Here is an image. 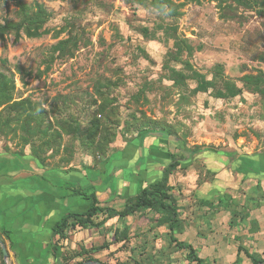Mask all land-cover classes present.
<instances>
[{"label": "rangeland", "instance_id": "obj_1", "mask_svg": "<svg viewBox=\"0 0 264 264\" xmlns=\"http://www.w3.org/2000/svg\"><path fill=\"white\" fill-rule=\"evenodd\" d=\"M171 1L178 13L174 20L150 7L137 6L134 0H0V24L18 20L19 3L37 4L50 16L44 27L47 34L39 39L22 36L14 43L12 36H6L0 40V73L13 81L14 99L30 98L39 102L53 126L64 121L67 132L69 126L83 131L94 110L91 101L100 103L93 91L95 83L98 79H108L118 84L109 96L116 100L121 122L117 138L105 157H93L79 137L70 136L62 137L60 149H54L57 153L46 149L41 156L44 163L32 156L29 145L20 142V133L14 138L0 135V148L17 153L29 148L30 157L40 165L55 160L61 167L69 168L73 164L94 173L109 159L104 173L115 175L116 172L117 183L120 179L124 184L126 179L136 185L143 178L149 185L159 179L168 160L162 156V167L161 164L159 168L148 166L147 161L158 156L161 150L155 148L153 155L148 156L149 139L146 148L141 149L138 133L131 129L123 138L121 132L123 123L130 117L140 118L144 114L149 122L177 132L179 152L172 146L167 148L175 156L195 148L235 153L233 159H227L201 152L173 174L170 185L177 199L179 224L172 232L167 226L157 227L154 221L159 216L151 212L122 222L113 219V229L129 230L128 243L111 245L108 251L93 254L92 258L103 264H194L187 258L188 251L170 244L173 238L191 246L204 264H233L237 259L238 264H251L243 252L238 254V248L264 262V253L257 252L254 244L249 243L251 232L248 230L255 223L250 216L264 208V177L241 174L235 166L237 160L246 157L261 162L262 166L264 161V98L248 92L241 81L244 76L264 74V17L234 8L229 0H223L226 6H232L226 11V17L215 1L201 0L199 4ZM172 23L177 28L176 37L186 41L192 52L188 55L185 50L181 60L187 61L193 71L208 81L216 75V78H225L242 91L240 95L229 97L219 81L214 90L197 92L191 81L178 85L176 78H168L170 70L187 73L181 63L170 62L166 67V54L174 51L173 40L165 41L161 32L153 33L156 25L165 27ZM142 28L148 29L154 39L145 38ZM71 36L79 39L73 57L54 59L45 72L50 49ZM215 90L225 91L227 98H218ZM51 105L56 107L50 108ZM149 134L147 138L158 135ZM123 143L128 144L125 150L109 155L112 146L120 147ZM40 145L35 142V150ZM75 154L80 161L75 162ZM152 160L156 163L155 158ZM157 168H161L160 172ZM85 192V187H81L80 193ZM80 201L81 206L86 205ZM121 207V204L114 205L115 209ZM203 209L208 216L200 219ZM218 212L224 214V220L228 219L226 223L213 221ZM218 223L221 226L216 227ZM189 229L194 234L192 242L180 238ZM102 234H106L107 242L111 241L112 232Z\"/></svg>", "mask_w": 264, "mask_h": 264}, {"label": "trees", "instance_id": "obj_2", "mask_svg": "<svg viewBox=\"0 0 264 264\" xmlns=\"http://www.w3.org/2000/svg\"><path fill=\"white\" fill-rule=\"evenodd\" d=\"M136 5L142 8H152L160 12L165 17L174 20L177 17V8H173L171 0H134ZM199 4L201 0H188ZM217 2L218 9H222L224 17H226V11L232 9V6H226L223 0H210ZM234 8L253 11L259 16L264 17V0H229ZM183 5V4H182ZM181 5V6H182ZM49 15L39 5L29 6L23 3L18 4L17 21L5 22L0 24V40H4L6 36H12L14 43L21 40L22 36L26 39H39L47 34L44 29L46 23L49 21ZM176 26L174 23L165 25L158 24L153 29V33L159 34L165 41L173 40V52H167L165 65L170 62L181 63L186 69L187 73H181L170 70L168 78L174 80L176 78L178 85L184 83L186 80L193 82L196 85L197 92H206L209 89L214 90L216 82L220 84L229 97L234 98L242 93V91L235 85L226 82L225 78H212L208 81L206 78L198 74L191 69V66L187 61H182L181 56L185 50H188V55H191V49H188L187 42L180 40L176 37ZM141 33L145 38L154 37L150 36V31L146 28L141 29ZM79 39L71 36L70 38L59 41L50 49V56L47 57L45 62V72L49 71L50 64L54 59L65 60L72 58L75 51H77ZM142 54L143 51H141ZM146 57V56H145ZM220 71L221 68L217 67ZM218 73V72H217ZM219 75V73H218ZM242 84L248 92L253 95H258L264 98V74L256 77L244 76L241 78ZM118 87L117 81L112 82L106 79H98L93 89L95 96L100 101H91V106L94 110L91 114V118L87 123L85 130H75L72 126H69L70 130L67 132V123L64 121L55 122L54 126L48 123V112L41 106L39 102H33L30 98L14 99V83L3 73H0V135L7 137L12 135L16 137L17 133H20L19 140L24 145L31 147L32 156L40 163H44L42 155L47 150L53 149L52 154L57 153L55 148L60 149L61 140L63 136H70L82 140L84 148L90 152L93 157H105L108 153L110 146L114 144L117 135L116 131L121 126V122L118 120L119 107L116 105L115 98L109 96L114 89ZM215 93L220 97L227 98L225 91L215 90ZM66 102H63L65 105ZM50 108L56 107L55 105L49 106ZM55 115V112H51ZM99 117V118H98ZM54 127H56L54 129ZM131 129L138 133L137 138L140 144L144 139L150 137V133H156L154 138L159 140L162 150L166 152L168 164L164 166L160 173L159 179L149 185H146L135 196L127 198L124 206L121 210H115L111 208L101 207L100 202L95 193L85 195L78 193L84 200L89 202V208L84 213L69 214L64 216L53 227V235L57 237L55 245L52 247V252L60 249V242L67 239L70 231L100 229L105 224L113 219L117 221H123L124 219L133 217L138 214L151 212L159 217L154 221L157 227L167 226L170 232L174 227L178 226V208L177 199L173 195L174 187L170 185V179L173 174L189 160L192 156L201 152L212 153L219 157H225L227 159H233L236 154L231 152H221L219 150L209 148L207 150H201L195 148L190 152L178 153L177 156L171 154L167 149L168 146H172L174 150L179 152L178 136L177 132L171 128L159 125L156 122H149L148 118L144 114H140V118L136 116L130 117L129 120L123 123L121 132L122 137L130 134ZM147 131V132H144ZM134 138V139H137ZM35 142L41 143L40 148L34 147ZM39 153H37V151ZM47 149V150H46ZM235 166L241 174H251L254 177H264V161L263 166L261 162L246 157L239 159L235 162ZM127 228L118 230L117 228L109 229L112 232V239L110 242H105L97 248L83 250L81 252H74L62 256L61 263H67L75 258H81V260L75 264H82L87 261H95L92 258L93 254L100 253L102 251H108L111 245L125 246L129 239L130 234ZM170 244H175L176 247L188 251L187 258L191 263L204 264L199 258L196 257L193 248L186 244L176 242L173 238H170ZM243 252L251 264H260L263 261L257 260L250 256L242 248H238V254ZM85 256V257H84ZM238 259L233 264H238ZM103 264V263H101ZM119 264V263H118Z\"/></svg>", "mask_w": 264, "mask_h": 264}, {"label": "crops", "instance_id": "obj_3", "mask_svg": "<svg viewBox=\"0 0 264 264\" xmlns=\"http://www.w3.org/2000/svg\"><path fill=\"white\" fill-rule=\"evenodd\" d=\"M148 139L150 140L148 156L153 155L152 150L155 148L161 151L158 156L152 158L156 159V163L151 159L147 161V165L159 168L161 164L162 167L160 160H163L162 156L166 160L167 157L166 154H162L165 151L159 147L160 144L157 146L158 139L146 138L140 147L146 148ZM117 145L112 146V152L109 155L116 151L121 153L128 146L124 143L120 147ZM29 154V148H26L23 153L7 152L0 148V242L8 255L5 260L0 245V264H62L61 258L66 254L97 248L107 242L104 238L106 234L102 232L109 233V229L114 226L113 220L108 221L100 229L70 231L67 239L58 244L60 249L52 252V247L57 240L52 231L54 225L66 215L84 213L89 208V202L77 195L81 192V187H85L86 195L95 193L101 207L115 209V204H121L122 209L127 198L135 196L137 190L147 185L143 178L138 180L136 185L126 179L123 180V184L119 178L117 183L116 172L115 175L104 173L105 164L110 161L109 159L105 164L100 165L98 173H94L90 170L84 171L80 166H73V164L69 168L61 167L59 162H54L55 160H47L43 166ZM74 157L75 162L81 160L77 154ZM100 174L102 175L99 176ZM103 175H105L104 181L101 180ZM87 178H90L89 181H86ZM80 199L85 201L86 205L81 206ZM204 211L205 209L202 210L200 219L207 218L208 214ZM213 217L216 223L228 221V219L224 220L222 212L216 213ZM252 219L255 223L248 227L251 232L249 243L254 244L257 252L264 253V208L254 212L250 216V220ZM215 226H221V223ZM226 227L224 224V228ZM224 233L225 237L226 230ZM192 235L194 234L189 229L180 238L192 242ZM98 237L103 240L99 241ZM210 239L207 242H210ZM80 260L81 258H75L64 264H75Z\"/></svg>", "mask_w": 264, "mask_h": 264}, {"label": "water", "instance_id": "obj_4", "mask_svg": "<svg viewBox=\"0 0 264 264\" xmlns=\"http://www.w3.org/2000/svg\"><path fill=\"white\" fill-rule=\"evenodd\" d=\"M0 245H1V248H2V254H3V257L4 259L6 260L8 258V255L6 253V251L4 250V246L3 244L0 242ZM82 264H101L99 262H94V261H87V262H84ZM260 264H264V262L260 263Z\"/></svg>", "mask_w": 264, "mask_h": 264}]
</instances>
